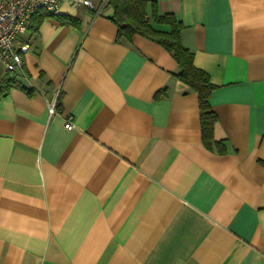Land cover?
Returning a JSON list of instances; mask_svg holds the SVG:
<instances>
[{"label": "crops", "instance_id": "crops-1", "mask_svg": "<svg viewBox=\"0 0 264 264\" xmlns=\"http://www.w3.org/2000/svg\"><path fill=\"white\" fill-rule=\"evenodd\" d=\"M99 1L63 2L76 25L47 17L17 39L24 72L0 96V264H264V0L157 2L215 86L224 154L203 146L171 54L117 41Z\"/></svg>", "mask_w": 264, "mask_h": 264}, {"label": "trees", "instance_id": "trees-1", "mask_svg": "<svg viewBox=\"0 0 264 264\" xmlns=\"http://www.w3.org/2000/svg\"><path fill=\"white\" fill-rule=\"evenodd\" d=\"M157 2L158 0H108L107 5L113 9L111 19L117 27L116 40L129 41L134 34H139L158 43L171 54L179 68L175 76L197 93L203 146L210 151L224 154L226 145L213 137L217 115L211 109L209 97L215 86L210 82L207 73L194 65L193 53L182 45V22L173 13L159 14ZM47 17H54L62 24H77L75 17L41 11L32 16L28 28L36 31ZM6 72L0 79V96L5 95L12 86L18 85L13 73ZM27 92L30 93L31 90Z\"/></svg>", "mask_w": 264, "mask_h": 264}, {"label": "built area", "instance_id": "built-area-1", "mask_svg": "<svg viewBox=\"0 0 264 264\" xmlns=\"http://www.w3.org/2000/svg\"><path fill=\"white\" fill-rule=\"evenodd\" d=\"M63 2H69L75 7L92 9V0H0V65L13 74L23 72V55L27 51V45L17 44L20 34L28 29L32 16L44 11L49 14H58ZM108 0H100L99 10L107 5ZM59 90L55 97L47 100L48 115L57 114ZM64 127L71 130L75 127L73 117L68 115L64 119Z\"/></svg>", "mask_w": 264, "mask_h": 264}, {"label": "rangeland", "instance_id": "rangeland-1", "mask_svg": "<svg viewBox=\"0 0 264 264\" xmlns=\"http://www.w3.org/2000/svg\"><path fill=\"white\" fill-rule=\"evenodd\" d=\"M19 36L24 37V34H20ZM17 42H19V41H17ZM6 71L7 70H5V68L2 65H0V79L3 78L4 75H6V73H7ZM13 75L17 76L18 74H13Z\"/></svg>", "mask_w": 264, "mask_h": 264}]
</instances>
